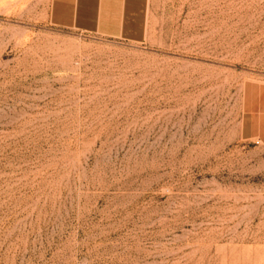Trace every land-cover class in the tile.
<instances>
[{
  "label": "rangeland",
  "instance_id": "1",
  "mask_svg": "<svg viewBox=\"0 0 264 264\" xmlns=\"http://www.w3.org/2000/svg\"><path fill=\"white\" fill-rule=\"evenodd\" d=\"M0 0V264H264V0H153L140 44Z\"/></svg>",
  "mask_w": 264,
  "mask_h": 264
},
{
  "label": "crops",
  "instance_id": "2",
  "mask_svg": "<svg viewBox=\"0 0 264 264\" xmlns=\"http://www.w3.org/2000/svg\"><path fill=\"white\" fill-rule=\"evenodd\" d=\"M153 0H49L51 26L129 43H143L148 36ZM239 137L264 144V83L245 84Z\"/></svg>",
  "mask_w": 264,
  "mask_h": 264
}]
</instances>
